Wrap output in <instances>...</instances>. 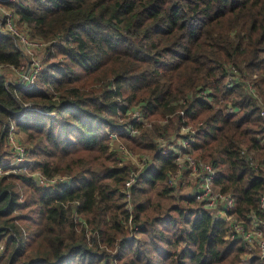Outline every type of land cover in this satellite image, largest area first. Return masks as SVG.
Segmentation results:
<instances>
[{"label":"trees","instance_id":"trees-1","mask_svg":"<svg viewBox=\"0 0 264 264\" xmlns=\"http://www.w3.org/2000/svg\"><path fill=\"white\" fill-rule=\"evenodd\" d=\"M4 6L44 47L32 86L5 85L0 70V165L11 123L28 156L18 171L0 174V264H237L248 251L243 241L226 237V222L192 194L174 193L167 181L177 165L157 137L194 125L195 156L216 167L214 186L233 196L230 212L248 224L264 188V0ZM0 63H25L5 32ZM251 77L261 99L246 86ZM205 88L223 104L199 96ZM129 108L146 123L133 122ZM110 131L139 158L149 156L142 167L112 149ZM249 252L250 264H264V255Z\"/></svg>","mask_w":264,"mask_h":264},{"label":"built area","instance_id":"built-area-1","mask_svg":"<svg viewBox=\"0 0 264 264\" xmlns=\"http://www.w3.org/2000/svg\"><path fill=\"white\" fill-rule=\"evenodd\" d=\"M6 2H13L15 0H0V32H5L14 38L15 44L22 50V54L26 59V62L22 64L18 69H14L9 66H5L0 63V70L5 67L12 68V73L18 72L19 77L15 79H8L5 85L12 83L14 86L23 85L24 87L32 86L39 71L43 67L42 59L37 56L35 50L44 47V42L31 38L27 33L17 28L14 22V14L10 9L4 6ZM255 76V75H253ZM252 78L246 80L247 88L252 92V95L261 99L256 92L254 85L251 84ZM229 81L227 86L232 83L231 75L228 77ZM210 89L205 88L200 91L199 96L208 100L215 105L223 104V100L219 99L215 102L212 97H209L207 93ZM235 110L229 103L224 106V111L227 113ZM127 113L132 117L133 122L146 123V117L137 109L129 108ZM183 114L184 111L180 110ZM260 115L263 119L264 126V102L260 108ZM167 119H163L165 122ZM185 121V120H183ZM149 125V123H147ZM14 125L11 123L8 127V132L4 141L11 143L15 152L16 170H19L21 165L26 161V149L24 145L16 136ZM126 131L129 134H135L138 132L137 125L127 126ZM112 149L117 150L125 159L131 161L138 167H142L147 159L148 155H144L139 158V155L135 154L131 150L123 147L116 140L117 132L110 131ZM196 128L194 125L188 122H182L176 133L170 135L168 138H164L159 135L157 141L160 145V152L162 154H171L175 161L177 168L168 176V184L178 191L181 186L186 183V180L191 182L190 189L194 198L200 202L205 208L213 212L214 218L222 219L228 225L226 231V237L236 235L244 243L248 249L246 253L241 256L240 261L237 264H250V250H256L261 256L264 255V188L262 189L256 211L250 213V220L247 225L243 220L238 218L234 213L230 212L234 206V198L228 193H222L214 186V176L216 167L207 161L198 159L194 150L192 149V143L195 140ZM250 163L256 166V162L250 160ZM23 168V167H22ZM9 173V172H8ZM32 174L36 175L40 183H49L50 180L46 179L39 171H33ZM132 173L130 178L125 182V186L128 187L132 183L135 175ZM53 179L52 181H54ZM62 180V179H61ZM65 181V180H64ZM128 193V192H127ZM128 195V194H127ZM128 207H130L128 203ZM1 250V246H0ZM23 264V263H22Z\"/></svg>","mask_w":264,"mask_h":264},{"label":"rangeland","instance_id":"rangeland-1","mask_svg":"<svg viewBox=\"0 0 264 264\" xmlns=\"http://www.w3.org/2000/svg\"><path fill=\"white\" fill-rule=\"evenodd\" d=\"M16 26L18 29H20L18 27V25H16ZM41 51H42V48L37 49V51L35 50L37 56H39ZM25 62H26V59H25ZM1 70L7 74L8 79L18 80L16 78L19 77V73L18 72L12 73V68L5 67L4 69H1ZM15 131H16L17 138L24 145V147H26L27 144L25 143V140H24V134L22 133V137H20L19 133H17L18 130L16 129ZM11 145H12L11 143L9 144L7 141L3 140V143L1 145V151L5 153V157L3 159L2 164L0 165V174L18 171V170H16L17 165H16V161H15V152H14V149L12 148ZM27 157L28 156L26 154V160H27ZM190 185H191V182L189 180H186V183H184L178 191H174V193H176V194H179V193L180 194H191ZM156 199L157 200L160 199V203L162 206L166 205L169 201V199H167L166 196H161V197L159 196V198L157 197ZM16 264H21V263H20V261H18V263H16Z\"/></svg>","mask_w":264,"mask_h":264},{"label":"crops","instance_id":"crops-1","mask_svg":"<svg viewBox=\"0 0 264 264\" xmlns=\"http://www.w3.org/2000/svg\"><path fill=\"white\" fill-rule=\"evenodd\" d=\"M17 133H19V136L22 137V133L21 132L18 131Z\"/></svg>","mask_w":264,"mask_h":264}]
</instances>
